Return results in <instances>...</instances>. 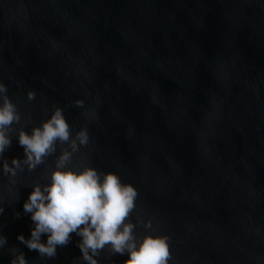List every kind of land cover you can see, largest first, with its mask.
<instances>
[{"label": "water", "instance_id": "1", "mask_svg": "<svg viewBox=\"0 0 264 264\" xmlns=\"http://www.w3.org/2000/svg\"><path fill=\"white\" fill-rule=\"evenodd\" d=\"M0 82L22 113L9 164L26 155L19 130L61 107L73 136L90 135L70 166L134 185L131 219L153 224L134 231L166 236L168 264H264V0H0ZM62 147L15 177L0 159V264L14 248L27 264H88L76 233L51 258L18 239L31 237L24 203Z\"/></svg>", "mask_w": 264, "mask_h": 264}, {"label": "clouds", "instance_id": "2", "mask_svg": "<svg viewBox=\"0 0 264 264\" xmlns=\"http://www.w3.org/2000/svg\"><path fill=\"white\" fill-rule=\"evenodd\" d=\"M35 90L28 92V100H34ZM77 107H83L84 101L76 100ZM94 115V113H93ZM22 113L7 94V87L0 82V159L3 160V173L15 177L17 170L34 171L44 164L47 157L55 155L57 145L63 146L51 171L50 183L34 184L33 191L24 203L25 213H31L35 227L31 237L23 234L18 239L30 250H36L41 257H54L57 246H65L76 233L82 237L79 248L82 259L88 264H98L97 257L106 248L111 255L130 253L125 264H168L171 251L168 238L162 235L147 234L138 239L134 229L140 223L146 229H152L151 220L137 217L131 219L136 207L138 190L130 183L121 182L114 172H101L87 165L82 170L71 167L73 156L81 146L89 144L87 127L72 135V127L61 107H56L50 118L42 125L34 126L31 134L25 128L18 133L19 144L25 150L23 163L13 158L11 164L3 159L5 151L12 143L10 130L13 124H19ZM4 208L0 205V214ZM19 215V213H17ZM42 234H48L47 242L41 241ZM7 244V238L0 235V249ZM15 255L11 264H27L23 252L13 249Z\"/></svg>", "mask_w": 264, "mask_h": 264}]
</instances>
